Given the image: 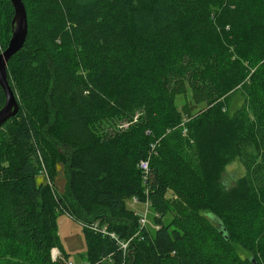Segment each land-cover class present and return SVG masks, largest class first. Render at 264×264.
<instances>
[{
    "label": "trees",
    "instance_id": "1",
    "mask_svg": "<svg viewBox=\"0 0 264 264\" xmlns=\"http://www.w3.org/2000/svg\"><path fill=\"white\" fill-rule=\"evenodd\" d=\"M23 1L28 36L8 63L20 110L0 128V264H67L59 213L120 240L140 232L126 255L84 227L88 264H219L207 233L241 264H262L264 0ZM14 14L0 0V53ZM188 88L193 103L179 107ZM236 161L246 174L228 186ZM133 196L151 203L154 233Z\"/></svg>",
    "mask_w": 264,
    "mask_h": 264
},
{
    "label": "rangeland",
    "instance_id": "2",
    "mask_svg": "<svg viewBox=\"0 0 264 264\" xmlns=\"http://www.w3.org/2000/svg\"><path fill=\"white\" fill-rule=\"evenodd\" d=\"M180 93H178L176 97V101L179 107H182L186 103H189V104L193 103V95H192V91L190 88H188L187 93H181V94ZM242 104H243V96L240 93L235 94L232 97L231 112H235L236 110L240 109ZM66 170L67 168L62 163L57 164L54 182H55L57 191L61 195L66 194L67 189H68V176H67ZM245 174H246V170H245L243 163L240 161H236L228 166L227 171L224 175L223 181L226 185L231 186L235 183V181L238 178L242 177ZM150 205L151 203L149 204V206ZM129 206L131 208L133 207L140 215L143 214L144 216L147 217L146 219L147 227L152 233H154L158 226L154 218L155 211L151 207L149 208V206H146L145 202H141V201L136 203L135 206H132L130 204ZM170 218L171 217L168 215L164 217L163 220L165 222H168ZM87 222L89 221H86V224ZM86 224L83 225L82 222L74 219L73 217L69 216L67 213H62V214L59 213L57 217V228L60 234L61 242H62L63 248L66 250L67 253H69V258L67 261H71L74 264H86L87 263L86 255L88 252V243L86 241L84 227L87 229H90V228ZM105 225L106 224H102L101 228L105 229L104 228ZM111 233L115 234L114 231H111ZM139 234L140 232L137 231L127 241H130V244H131L132 241L136 240L137 235ZM204 239L206 241L205 244H207L206 246L210 250V254L212 258L214 259V261H216L219 264H241L240 261L233 258L210 233H207ZM54 249L56 250V254L59 251L58 256L60 257L61 256L60 250L58 248H54ZM128 249H129V246L127 250L125 251L126 255L129 254L130 250ZM235 251L241 260L252 257V254H250L247 250H245L242 247L235 246ZM257 252L258 253H256V256L258 257V259H260L262 264H264L263 251H260L258 249ZM58 256L56 260L59 258ZM53 260L55 259L53 258ZM111 263L112 262H110L109 264Z\"/></svg>",
    "mask_w": 264,
    "mask_h": 264
},
{
    "label": "water",
    "instance_id": "3",
    "mask_svg": "<svg viewBox=\"0 0 264 264\" xmlns=\"http://www.w3.org/2000/svg\"><path fill=\"white\" fill-rule=\"evenodd\" d=\"M15 14L12 20V37L7 48L0 53V86L6 95V101L0 109V128L20 110L18 98L9 83L8 63L25 45L29 26L26 6L23 0H11Z\"/></svg>",
    "mask_w": 264,
    "mask_h": 264
},
{
    "label": "built area",
    "instance_id": "4",
    "mask_svg": "<svg viewBox=\"0 0 264 264\" xmlns=\"http://www.w3.org/2000/svg\"><path fill=\"white\" fill-rule=\"evenodd\" d=\"M139 167H140V169L142 170V172H144V173H147L148 172V170H149V160H142L140 163H139ZM139 200H140V198L138 197V196H133L132 198H131V200H130V205H132V206H135V204L136 203H138L139 202ZM145 204H146V206H149V200L147 199L146 201H145ZM149 208H150V206H149ZM146 219H147V217L146 216H144L143 214L142 215H140V219H139V222H140V224H141V227H143V226H145L147 223H146ZM90 229H92V230H94V231H97V232H102V233H104L103 231H104V229H102L101 228V223L99 222V221H92V222H90V223H87L86 224ZM117 240H118V242H119V245H120V248L125 252L126 250H127V248H128V246H129V244H130V241H127V240H120L119 238H117ZM126 244V245H125ZM58 251V250H57ZM59 255V251H58V253L56 254L55 253V249L53 250V257H54V259H56L57 258V256ZM68 264H74L73 262H68Z\"/></svg>",
    "mask_w": 264,
    "mask_h": 264
},
{
    "label": "bare ground",
    "instance_id": "5",
    "mask_svg": "<svg viewBox=\"0 0 264 264\" xmlns=\"http://www.w3.org/2000/svg\"><path fill=\"white\" fill-rule=\"evenodd\" d=\"M143 227H147V224H146L145 226H143ZM104 228H105L104 231H103L104 234H110L112 237H114V238H116V239L118 238L116 234L109 232L106 226H105ZM53 250H54V249H53ZM55 253H56V250H55ZM52 256H53V252H52ZM58 257H59V256H58ZM53 258H54V257H53ZM55 260H56V259H55ZM68 262H71V261H67V264H68Z\"/></svg>",
    "mask_w": 264,
    "mask_h": 264
}]
</instances>
